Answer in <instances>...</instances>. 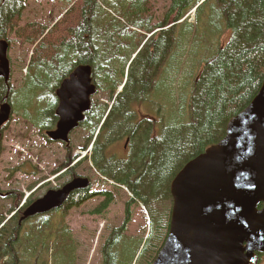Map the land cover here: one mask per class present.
Here are the masks:
<instances>
[{"label": "trees", "instance_id": "obj_1", "mask_svg": "<svg viewBox=\"0 0 264 264\" xmlns=\"http://www.w3.org/2000/svg\"><path fill=\"white\" fill-rule=\"evenodd\" d=\"M209 1L169 0L163 21L153 24L150 0H51L71 7L49 28L40 24L20 26L27 0H0V41H7L14 34L32 47L20 91L11 94L10 84L0 78V106L6 100L14 103L21 98L24 107L29 102L37 107L35 111L22 110V119L34 124L46 118L50 123L46 110L54 105L53 92L76 67L88 65L101 93L111 98L122 86L117 99L123 108L124 104L135 106L154 96V102L158 101L154 110L174 113L172 119L169 115L159 117L152 129L144 120L138 123V127L142 125L139 128L131 125L135 119L122 110V114L114 116L113 126L106 128L109 139L112 138L107 145L118 144L129 136L127 160L115 165L116 162L111 163L98 153L94 157L102 176L127 187L134 194L132 203L143 207L149 215L152 236L149 244L153 247L149 264L168 235L171 212H167V205L164 208L160 205L171 202L169 189L173 179L189 161L224 138L228 122L249 105L264 80V0H214L231 38L208 60L199 63L197 73L189 69L190 79L185 86L176 83L181 60L192 59L188 49L193 38L191 27L197 23L202 6ZM194 8V24H190L184 18ZM170 23L173 25L165 29ZM181 25L189 27L184 36L177 31ZM158 29L162 30L154 33ZM150 34L153 35L147 39ZM161 67L160 77L155 81ZM20 92L26 97H20ZM100 121V116L91 119L92 127L88 124L85 128L83 136L90 135L86 147ZM100 143L105 142L99 134L94 148ZM100 193L105 199L89 212L92 216H103L115 201L104 189ZM84 201L76 195L71 203L78 205ZM63 211L54 210L22 223L18 213L8 220L0 227V264H46L44 255L49 244L55 246L63 259L74 262L75 244L69 228L63 223L55 226L53 221L55 212L62 215ZM130 218L127 208L123 227L104 243L100 264H116L115 250L122 237L119 233L125 232ZM4 221L0 212V226ZM261 263L262 256L256 254L252 264Z\"/></svg>", "mask_w": 264, "mask_h": 264}, {"label": "water", "instance_id": "obj_2", "mask_svg": "<svg viewBox=\"0 0 264 264\" xmlns=\"http://www.w3.org/2000/svg\"><path fill=\"white\" fill-rule=\"evenodd\" d=\"M9 44L0 41V78L8 82ZM92 68L79 65L56 90L59 121L48 139L68 143L95 92ZM11 106H0V129ZM87 180H74L34 201L21 220L62 205ZM169 232L153 264H251L264 259V80L249 105L232 118L216 145L189 161L170 185Z\"/></svg>", "mask_w": 264, "mask_h": 264}, {"label": "rangeland", "instance_id": "obj_3", "mask_svg": "<svg viewBox=\"0 0 264 264\" xmlns=\"http://www.w3.org/2000/svg\"><path fill=\"white\" fill-rule=\"evenodd\" d=\"M168 2L169 0H150L149 7L152 9L151 12L154 15L153 24L163 21ZM70 7L71 4L51 3V0H27L20 26L40 24L50 28L65 16ZM218 14L219 12L214 0L203 5L199 11L197 23L191 27L193 38L189 40L188 44V49L192 52V59L188 61L185 57L181 60L179 73L176 78L177 84L185 86L190 79L188 74L189 69L193 74L197 73L199 63L205 58L208 60L214 55L218 47H224L231 38V33L226 30L223 19ZM187 21L190 24H194V15L191 14L187 18ZM171 25L173 23H170L167 28H170ZM188 28L186 25H181L177 31L184 36ZM7 41L9 44L7 56L10 64V79L8 83L11 86L12 94L20 91L24 86V77L30 62L32 47L16 39L14 34L10 35ZM161 70L162 67L159 69L158 74L155 75V81L159 79ZM187 90L188 86L185 87L184 91L186 92ZM191 90L188 94V99ZM20 94V97H26L24 93L20 92ZM102 96L109 97L104 93H102ZM114 97L116 96L113 94L111 100ZM154 100V96L149 97L151 103L158 102H154ZM6 102L9 101L6 100ZM24 103L25 101L21 98H19V101H14L11 106V119L1 130L0 188L1 191L15 193L13 195L15 198L0 199V212L4 215L5 221L12 213L7 212V209L9 210L15 206L14 213L18 214L23 200L30 195V190L34 186V189H36L37 185L44 179L51 180L50 187L53 186L55 179H53L51 172L56 167L65 163V149L61 143H48L36 127L25 126V120L22 119L21 115L22 110L27 109L30 112L31 110L35 111L37 107L31 104V102L26 104L27 107H24ZM21 104L23 107H21ZM168 115L169 119H172L174 113L168 112V110L159 112L156 109L150 113V116L155 119L154 122L159 117L165 116L166 118ZM186 116L188 120L187 107ZM73 138H76L79 143H82L84 140L83 133L81 132L73 134ZM94 143L89 144V152H91ZM75 144L77 145V143ZM86 154L85 152H79L77 154V157L81 158L79 161L86 160ZM16 168H20L22 171L15 172ZM99 180L102 183V180ZM104 186L111 188L107 183ZM30 187L31 189L29 190ZM116 193L117 198H119L110 206L105 216L97 217L89 213L99 203V199L86 201L78 205L66 204L63 211L65 222L62 221L61 214L55 212L53 219L55 226L63 223L64 225L67 224L72 230L76 241L74 249L75 259L74 262L71 260L69 262V259H63L60 252L55 249V246L49 244L47 246L48 252L44 255L46 264L101 263L100 252L104 247L103 242L111 235L113 228L123 225L126 217V212L124 213L123 209L124 203L128 201L129 197L121 189ZM21 196H24V198L20 199ZM165 205L168 206L167 212H170L171 202H162L160 208H164ZM147 218H149V215L140 206L136 205L132 208L131 218L126 224L125 233H119V235L125 234V237L120 238L119 246L115 250L116 264H149L153 247L151 248L149 244L152 236ZM29 227L30 225H27V228ZM257 254L262 256L261 253Z\"/></svg>", "mask_w": 264, "mask_h": 264}, {"label": "flooded vegetation", "instance_id": "obj_4", "mask_svg": "<svg viewBox=\"0 0 264 264\" xmlns=\"http://www.w3.org/2000/svg\"><path fill=\"white\" fill-rule=\"evenodd\" d=\"M95 87H96V93L94 97L90 98L89 110L83 114V121L78 124L77 128H75L74 130L70 132V134L68 135V138H69L68 143H64V144L61 143V145L65 149V158H64L65 163L61 164L59 167H56L55 170L51 172V174H53V179H55L54 185L50 187V183L52 182L51 180L44 179L43 181H41L37 185L36 189L30 190L31 193L29 196H27V200L30 201L28 205L44 197L48 191L58 190L64 187L66 184L68 185L72 181L79 180V179L87 180V186L85 188L77 187L71 193H69V195L66 197L67 199L66 203L70 204V201L76 195H79V196H82L85 199V201H93L94 199H99L100 201L97 204L99 205L105 199L103 197L105 195L100 193L103 189L107 192L106 195L113 196L115 197V199L119 198V197L117 198V193H116L117 189L115 187L107 188L104 186L105 183L103 182V179H106V177L102 176L101 170L99 169V167H97L94 164V157L96 153H98L102 156V158L106 159L107 161L111 163L116 162L115 165L120 164L122 160L123 161L127 160L126 158L128 157V152L130 150L129 149L130 148L129 136H125L123 140L119 141L118 144L108 146L107 144L112 138L109 139L108 131L106 128L113 126L112 125L113 118L117 113L122 114L121 113L122 110H126L131 114V119L133 118L135 119L133 122L130 123L131 125L138 127V123L144 120V121H147L149 127L153 129L155 119H153V117L150 116V113L153 112L154 110V107H153L154 104L147 100L146 101L142 100L141 103L135 106H131V107H126V105L124 104V108H123V103L121 101L118 102L117 97L111 100L110 97L102 96V93L100 92L99 89H97V86ZM56 90L55 92H53L54 93V98H53L54 105L50 106L46 110L47 116L50 117V123L48 121H45L46 118L34 124L29 123L27 119H23L25 120V126L28 127L30 125L32 127H36L38 131L40 132V134L43 135L46 142L48 143H50L51 141H49L46 138V132L54 131L57 128V124L59 121V117L56 114V111L59 106V99L56 97ZM98 116H100L102 120L100 121L101 124H100V130L98 132V135L99 134L101 135L105 143H100L99 146L96 148H94L93 146L91 149V152H89V149H90L88 147L89 145L86 147V144L88 142L90 135L88 136L84 135V137L86 136L85 137L86 141L84 139L82 143H79L76 138L75 139L73 138V134H75L76 132H82V131H83V134H85L86 133L85 128L88 126L89 121L91 119H96ZM141 126L142 125H140L139 127ZM89 127L91 128L92 124H89ZM97 129H98V125H97L96 130ZM93 136H92V139H93ZM51 143H57V142H51ZM75 143H77V145ZM76 149H79V150H76ZM79 152H85V154L87 153L86 160L83 159V161H79V159H81L80 157H77V154ZM101 164H103V162ZM99 179L102 180V183H100ZM124 188L127 191V194H128L127 196L129 197L128 201L124 203L123 212L125 213L127 208H129V210L132 209V207L136 206V203H132V200L135 199L134 194L131 193L127 189V187H124ZM66 199L63 201L62 204L65 203ZM129 204L130 206L128 207ZM62 209L64 210V207H61V209H58V210H62ZM105 213L102 215L105 216ZM121 227L122 225L116 228H121Z\"/></svg>", "mask_w": 264, "mask_h": 264}, {"label": "bare ground", "instance_id": "obj_5", "mask_svg": "<svg viewBox=\"0 0 264 264\" xmlns=\"http://www.w3.org/2000/svg\"><path fill=\"white\" fill-rule=\"evenodd\" d=\"M61 83H62V82H61ZM61 83H60V84H61ZM61 207H64V205L62 204V205H60L59 207H57V208H54V209H52V210H50V211H48V212H46V213L39 214L38 216H40V215H44V214H47V213H50V212H52V211H54V210L61 209Z\"/></svg>", "mask_w": 264, "mask_h": 264}]
</instances>
